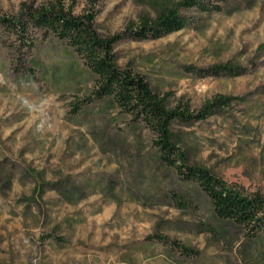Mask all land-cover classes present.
<instances>
[{
    "label": "rangeland",
    "instance_id": "374dc122",
    "mask_svg": "<svg viewBox=\"0 0 264 264\" xmlns=\"http://www.w3.org/2000/svg\"><path fill=\"white\" fill-rule=\"evenodd\" d=\"M54 1L0 0V19ZM180 1L61 3L73 16L93 14L96 32L112 37ZM210 3L218 10L180 9V32L120 39L114 58L170 109L232 98L204 122L175 123L176 145L186 165L264 199V0ZM217 65L240 75L207 76ZM94 89L65 42L40 31L21 40L0 22V264H264V237L216 219L208 199L161 163L149 130Z\"/></svg>",
    "mask_w": 264,
    "mask_h": 264
},
{
    "label": "trees",
    "instance_id": "16d2710c",
    "mask_svg": "<svg viewBox=\"0 0 264 264\" xmlns=\"http://www.w3.org/2000/svg\"><path fill=\"white\" fill-rule=\"evenodd\" d=\"M90 1L95 4L99 0ZM213 7L210 0H182L173 6H160L153 19L142 16L135 26L130 24L122 35L112 37H102L96 32L93 14L73 16L70 10L64 9L61 0L36 10L23 9L17 19L1 18L0 22L21 40L31 31H40L45 36L51 35L65 42L94 76L95 98L109 100L133 124L148 129L153 135V145L161 163L208 199L216 219L242 228L249 238L264 237V199L256 194L245 196L229 188L208 170L186 165L172 131L175 123L190 125L204 122L230 107L232 98L215 97L205 102L197 112H189L180 106L170 109L166 104L167 97L160 98L153 93L139 74L119 68L113 54L114 45L124 37L135 41L157 40L187 28L188 20L180 14V9L202 13L209 9L218 10ZM206 75L232 77L240 73L230 65H217L207 70ZM157 239L163 244L168 243L162 237L157 236ZM178 248L181 254L192 256V250L183 246Z\"/></svg>",
    "mask_w": 264,
    "mask_h": 264
},
{
    "label": "clouds",
    "instance_id": "9594fccd",
    "mask_svg": "<svg viewBox=\"0 0 264 264\" xmlns=\"http://www.w3.org/2000/svg\"><path fill=\"white\" fill-rule=\"evenodd\" d=\"M39 127H40L41 129L44 127V124H43V122H41V124L39 125ZM48 128H49V129H51V128H52V125H51V124H49V125H48Z\"/></svg>",
    "mask_w": 264,
    "mask_h": 264
}]
</instances>
